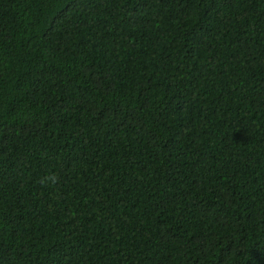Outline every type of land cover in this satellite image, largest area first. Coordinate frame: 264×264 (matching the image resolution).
<instances>
[{"label":"trees","instance_id":"1","mask_svg":"<svg viewBox=\"0 0 264 264\" xmlns=\"http://www.w3.org/2000/svg\"><path fill=\"white\" fill-rule=\"evenodd\" d=\"M0 264H264V0H0Z\"/></svg>","mask_w":264,"mask_h":264},{"label":"clouds","instance_id":"2","mask_svg":"<svg viewBox=\"0 0 264 264\" xmlns=\"http://www.w3.org/2000/svg\"><path fill=\"white\" fill-rule=\"evenodd\" d=\"M40 182L45 186H48L49 184L55 185L56 183H58V177L54 174L48 175L42 178Z\"/></svg>","mask_w":264,"mask_h":264}]
</instances>
